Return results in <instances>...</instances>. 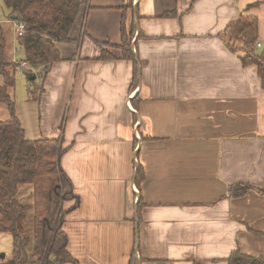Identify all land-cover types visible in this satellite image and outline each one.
<instances>
[{"label":"crops","instance_id":"crops-1","mask_svg":"<svg viewBox=\"0 0 264 264\" xmlns=\"http://www.w3.org/2000/svg\"><path fill=\"white\" fill-rule=\"evenodd\" d=\"M85 8L74 42L56 44L61 61L37 105L39 127H53L48 139L64 127L60 164L80 199L63 225L71 257L227 264L237 249L264 257V90L257 67H244L223 37L244 12L258 19L264 48V0ZM123 23L128 34L136 28L137 83L135 62L123 58ZM238 184L254 190L233 198Z\"/></svg>","mask_w":264,"mask_h":264},{"label":"trees","instance_id":"trees-1","mask_svg":"<svg viewBox=\"0 0 264 264\" xmlns=\"http://www.w3.org/2000/svg\"><path fill=\"white\" fill-rule=\"evenodd\" d=\"M10 11L7 23H0V104H6L12 119L0 121V233L13 238L10 258L0 264H78L68 252V237L63 230L66 214L79 207L80 199L61 168L64 149V127L60 138L28 140L21 122L14 114L9 89L15 86V70L21 68L34 79L40 97L51 67L61 61L57 43H72L71 31L85 12V0H4ZM253 6L248 7L246 11ZM13 17H16L13 19ZM126 22V21H124ZM24 25L16 42L25 52L22 61L8 59L5 24ZM259 21L243 14L223 33L229 49L241 54L244 67L255 65L264 90V48H259ZM131 32L122 25L123 58L135 62V83L139 67L133 55ZM12 55V53L10 52ZM14 70V71H12ZM254 190L249 185L230 187L229 195L240 198ZM258 192L263 193L264 189ZM76 205L65 211V204ZM30 220L29 225H27ZM257 235L256 233H253ZM227 264H264V257L249 256L237 249Z\"/></svg>","mask_w":264,"mask_h":264},{"label":"rangeland","instance_id":"rangeland-1","mask_svg":"<svg viewBox=\"0 0 264 264\" xmlns=\"http://www.w3.org/2000/svg\"><path fill=\"white\" fill-rule=\"evenodd\" d=\"M87 1V0H85ZM10 17V11L6 8L4 0H0V23H7ZM18 24L13 23L5 24L6 28V41L9 45L8 47V59H16L19 62L25 57V52L20 48L16 42L20 38V32L17 31ZM19 42V41H18ZM12 53V55L10 54ZM14 71V70H12ZM15 86L9 89V95L12 102L14 103V114L21 122L22 128L25 131V137L28 140H38L42 138H48L44 133L50 132L53 127H39L38 121V102L41 97L38 93V89L41 86H36L40 83L38 80L34 84L33 78H28L27 73L22 68H17L15 70ZM2 77L0 76V84H2ZM12 119L11 111L6 104H0V121H9ZM59 128V129H58ZM55 132H57V138L62 136L63 127H54ZM30 220H28L27 225H29ZM13 251V238L8 233H0V259L1 255L5 254V258H10Z\"/></svg>","mask_w":264,"mask_h":264},{"label":"built area","instance_id":"built-area-1","mask_svg":"<svg viewBox=\"0 0 264 264\" xmlns=\"http://www.w3.org/2000/svg\"><path fill=\"white\" fill-rule=\"evenodd\" d=\"M17 31H19L20 32V36H22V34H23V31H24V25H19L18 27H17ZM259 48H262V44H260V43H258V45H257Z\"/></svg>","mask_w":264,"mask_h":264},{"label":"water","instance_id":"water-1","mask_svg":"<svg viewBox=\"0 0 264 264\" xmlns=\"http://www.w3.org/2000/svg\"><path fill=\"white\" fill-rule=\"evenodd\" d=\"M15 18H16V17H13V19H15ZM1 258L4 259V258H5V254H2V255H1Z\"/></svg>","mask_w":264,"mask_h":264}]
</instances>
